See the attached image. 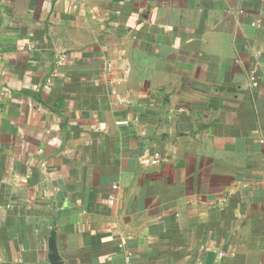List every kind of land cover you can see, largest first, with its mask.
<instances>
[{"label": "crops", "instance_id": "0c3cea01", "mask_svg": "<svg viewBox=\"0 0 264 264\" xmlns=\"http://www.w3.org/2000/svg\"><path fill=\"white\" fill-rule=\"evenodd\" d=\"M55 216L66 264H264V0H0V264Z\"/></svg>", "mask_w": 264, "mask_h": 264}, {"label": "water", "instance_id": "95a60500", "mask_svg": "<svg viewBox=\"0 0 264 264\" xmlns=\"http://www.w3.org/2000/svg\"><path fill=\"white\" fill-rule=\"evenodd\" d=\"M48 263L49 264H66L58 245L57 219H53V225L48 237Z\"/></svg>", "mask_w": 264, "mask_h": 264}, {"label": "built area", "instance_id": "2783aa9c", "mask_svg": "<svg viewBox=\"0 0 264 264\" xmlns=\"http://www.w3.org/2000/svg\"><path fill=\"white\" fill-rule=\"evenodd\" d=\"M159 160H160L159 156L156 157V158L153 160V164H158V163H159ZM115 188H117V187L115 186Z\"/></svg>", "mask_w": 264, "mask_h": 264}]
</instances>
